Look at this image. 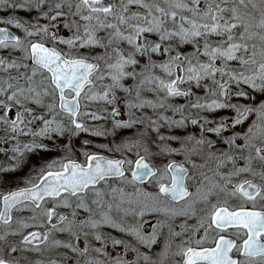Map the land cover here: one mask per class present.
Returning a JSON list of instances; mask_svg holds the SVG:
<instances>
[{
  "label": "snow or ice",
  "instance_id": "snow-or-ice-1",
  "mask_svg": "<svg viewBox=\"0 0 264 264\" xmlns=\"http://www.w3.org/2000/svg\"><path fill=\"white\" fill-rule=\"evenodd\" d=\"M0 25V264H264V0Z\"/></svg>",
  "mask_w": 264,
  "mask_h": 264
},
{
  "label": "rangeland",
  "instance_id": "rangeland-1",
  "mask_svg": "<svg viewBox=\"0 0 264 264\" xmlns=\"http://www.w3.org/2000/svg\"><path fill=\"white\" fill-rule=\"evenodd\" d=\"M21 15H24L23 13H21ZM0 26H2V25H0ZM13 32H16L17 34H19V30H17V29H15V28H12L11 29ZM78 143V142H77ZM111 155V154H110ZM0 159H3V155L2 154H0ZM24 171L26 172L27 171V169H24Z\"/></svg>",
  "mask_w": 264,
  "mask_h": 264
},
{
  "label": "flooded vegetation",
  "instance_id": "flooded-vegetation-1",
  "mask_svg": "<svg viewBox=\"0 0 264 264\" xmlns=\"http://www.w3.org/2000/svg\"><path fill=\"white\" fill-rule=\"evenodd\" d=\"M110 155V154H109Z\"/></svg>",
  "mask_w": 264,
  "mask_h": 264
}]
</instances>
